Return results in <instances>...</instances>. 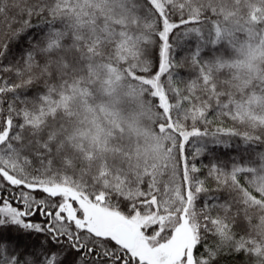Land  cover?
I'll return each instance as SVG.
<instances>
[{
  "label": "snow or ice",
  "instance_id": "6c2138e0",
  "mask_svg": "<svg viewBox=\"0 0 264 264\" xmlns=\"http://www.w3.org/2000/svg\"><path fill=\"white\" fill-rule=\"evenodd\" d=\"M0 264H264V0H0Z\"/></svg>",
  "mask_w": 264,
  "mask_h": 264
}]
</instances>
